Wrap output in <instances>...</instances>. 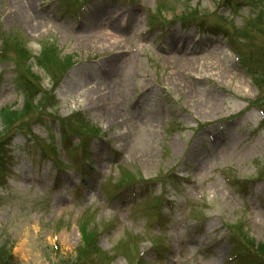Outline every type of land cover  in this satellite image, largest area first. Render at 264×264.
Wrapping results in <instances>:
<instances>
[{
    "label": "rangeland",
    "instance_id": "374dc122",
    "mask_svg": "<svg viewBox=\"0 0 264 264\" xmlns=\"http://www.w3.org/2000/svg\"><path fill=\"white\" fill-rule=\"evenodd\" d=\"M7 2L0 111L24 108L22 75L35 104L49 100L10 147L0 248L19 264H61L86 231L98 264H249L233 258V239L264 243V0H36L31 22ZM49 45L74 67L47 71L17 54ZM77 117L98 135L79 137L75 124L63 139L61 123ZM124 177L146 184L125 190Z\"/></svg>",
    "mask_w": 264,
    "mask_h": 264
},
{
    "label": "trees",
    "instance_id": "16d2710c",
    "mask_svg": "<svg viewBox=\"0 0 264 264\" xmlns=\"http://www.w3.org/2000/svg\"><path fill=\"white\" fill-rule=\"evenodd\" d=\"M17 54L19 55L20 60L26 61L35 57L32 53L24 46L18 49ZM38 66L43 69L49 71L51 68H61L67 70L72 65L71 58H61L59 52L54 46L49 45L48 47H44L39 54V56L35 57ZM26 65V64H25ZM29 73L33 75L29 66H26ZM36 77V76H35ZM37 78V77H36ZM39 79V77L37 78ZM19 83L22 85V91L25 97V105L21 110H14L12 107L3 108L0 112V117L2 124L4 126V131L0 137V180L4 179L5 171L7 170V160L6 156L8 154V147L11 145L13 140V135L17 133L22 125H25L29 128L31 122H26V117L31 115L33 110H44L48 109L46 102L49 98H46V94L42 97L36 104L35 101L39 95V93L35 90L33 86L29 83L28 78L26 76H21L19 79ZM41 92V90H40ZM46 92V91H45ZM44 95V90H43ZM45 101V103H44ZM79 116V115H77ZM76 117V115H75ZM44 119L43 116H39L38 120ZM72 119V118H71ZM65 119L62 124V136L63 138L67 137L68 131L66 128L73 127L75 124L77 125L80 121V118L77 117L74 123H71V120ZM82 124L78 127V130H75V134L79 136H84L83 132H93L99 133L100 130L96 129L91 124H86L85 120H82ZM127 183L129 181H133V177H128ZM241 229L240 227L238 230ZM242 234V235H241ZM237 239H235L238 243V249L242 256L249 264H264V243L256 244L254 240L248 238V236H243V233H236ZM100 249L97 246V235L93 232H84V242L83 246L80 247L78 256L75 260H68V262L63 261L61 264H89L94 260V264H98L102 262L98 260L97 255L100 254ZM238 253V254H240ZM0 264H14V257L12 255V248H6L3 246L0 248Z\"/></svg>",
    "mask_w": 264,
    "mask_h": 264
},
{
    "label": "bare ground",
    "instance_id": "6f19581e",
    "mask_svg": "<svg viewBox=\"0 0 264 264\" xmlns=\"http://www.w3.org/2000/svg\"><path fill=\"white\" fill-rule=\"evenodd\" d=\"M36 6H37L36 0H26L25 4L20 2V0H8L7 11L8 10L12 11L13 9H16L14 15H16L21 22L22 20L25 22L29 20V22H31L30 17L32 16L33 11L36 9ZM29 22L28 24L30 27L31 24ZM34 23L35 22L32 23L30 30L32 32H37L41 28V25L40 23H37L36 25ZM110 34L111 33H106L102 35L97 34V35L101 36V39L107 42V41H113V38L111 37ZM91 37L93 39L95 38L94 36H91Z\"/></svg>",
    "mask_w": 264,
    "mask_h": 264
}]
</instances>
